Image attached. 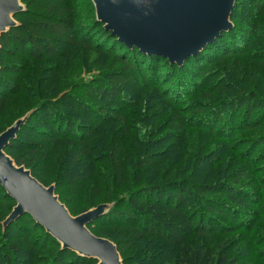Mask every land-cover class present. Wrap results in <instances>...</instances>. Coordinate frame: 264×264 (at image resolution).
<instances>
[{
    "label": "rangeland",
    "instance_id": "rangeland-1",
    "mask_svg": "<svg viewBox=\"0 0 264 264\" xmlns=\"http://www.w3.org/2000/svg\"><path fill=\"white\" fill-rule=\"evenodd\" d=\"M45 2L22 0L25 10L41 12L46 9ZM73 2L80 17L84 18L78 20L80 31L87 25L86 19L91 17L92 10L86 0ZM241 3L238 10L252 12L255 29L241 28L232 21L233 28L222 39L225 47L231 46L233 49L212 50L210 59L202 61L203 68L188 61L184 74L179 70L168 72L164 69L167 79L158 82L163 89L161 94L154 89V82L146 88H135L129 84V91H126L128 100H125V95L110 102L108 95L94 100L88 94V88L92 83L112 80V76L105 77L112 74V65L111 58L90 52L87 48L62 47L59 56H45L41 60L7 53L0 65L18 63L25 67L22 71L7 73V81L18 84V88L6 95V104L0 112V134L17 120L29 116L14 143L15 152L36 163L40 173L48 174L52 168L49 155H55L57 150L44 135L51 125L45 121L46 116L42 115L44 111L37 112L38 107L47 106V101L52 100L51 107L45 109L51 108L81 120L76 111L80 102L104 105L108 107V114L102 126L108 133L116 135L121 130L115 124L104 125L108 118L116 116L125 119L121 139L127 144L126 153L138 155L139 158L145 154L152 157L153 165L146 168L148 174L140 171L136 173V178L142 176L143 180H147L145 177L148 176L147 181L151 183L181 184L186 186L190 191L189 197L193 199L196 198L194 192L198 190L197 186L211 188L212 196L221 197V200L223 192L231 188L251 198V205L248 208L243 205L236 207L235 212L231 211L232 217L207 213L205 219L220 220L228 228L194 235L192 241L214 253H219L222 245L230 243L227 249L235 250L231 257L234 256L239 264H264V140L260 139L264 135V105L253 110L251 119L256 120L258 125L251 128L247 126V120L244 121V108L237 103V108L240 107L237 111L234 105L238 95L251 92L264 102V0H242ZM226 54L231 55L226 58ZM184 78L187 82L182 87L183 84L179 85L178 81ZM60 101V105H57ZM254 104L252 101L251 106L254 107ZM220 111L223 113L217 117ZM181 121L183 127H180ZM180 129L182 131L178 133L176 130ZM203 130L213 132L209 133V148L199 160L203 139L200 131ZM92 145L105 151L107 141L102 139ZM105 154L100 152L97 155L92 170L99 182L107 180L103 184H108L111 165L109 160L104 159ZM241 169L248 172L247 177L234 182L238 177L236 172ZM131 181H134L132 177ZM125 191L123 189L122 192ZM83 197L87 198V194ZM10 206V203L0 202V259L6 258L8 251L4 246L9 239L22 234L32 236L37 247L33 253L13 254V264H55V256H67L60 250L62 245L58 240L59 243L45 235L44 230L26 216L12 227L5 228L3 222L13 209ZM199 209L206 212L202 206ZM196 212L197 220L200 212ZM72 215L78 216L80 213ZM72 256H68L67 264H94ZM125 258L128 264H144L142 254L134 252L131 247L127 249Z\"/></svg>",
    "mask_w": 264,
    "mask_h": 264
},
{
    "label": "trees",
    "instance_id": "trees-1",
    "mask_svg": "<svg viewBox=\"0 0 264 264\" xmlns=\"http://www.w3.org/2000/svg\"><path fill=\"white\" fill-rule=\"evenodd\" d=\"M241 1H237L231 20L235 25L238 23L241 28L255 29L252 12L238 10L242 4ZM45 3L44 12L31 11L26 8L15 16L18 25L1 36L0 61L7 53L21 54L37 60H41L45 56L56 57L61 54L62 47H83L90 52L104 55L111 58L110 65H112V74L105 77L112 76L113 79L90 85L88 94L96 101L106 95H108V102L121 99L124 95L125 100H128L126 91H129L127 88L129 84L135 88L140 86L146 88L149 83L154 82L156 86L154 89L161 94L163 89L158 86V82L167 79L164 69H167L168 72L179 70L184 74L188 61L203 68L201 63L210 59L212 50L233 49L231 46H224L225 41L222 38L227 34L225 32L214 43L209 44L197 55L189 57L182 65H179L171 62L168 58L160 55H148L138 48H130L119 41L105 29L102 23L97 21L94 6L90 0H86V3L91 8L92 15L86 19L88 23L80 31L78 30V20L82 17H80V12L73 0H46ZM236 15L237 17H235ZM87 41L90 42L87 43ZM230 55L226 54V58ZM24 67L18 63L0 65V112L6 104L7 93L18 88V84L7 81V73L22 71ZM204 73H206L205 70ZM185 82L187 81L184 78L179 80L178 84L182 83L183 87ZM256 96L252 92L244 93L238 95L234 102V105L238 103L240 107L244 108L242 115L244 121L247 120L249 123L247 125L249 128L258 125L256 120L252 121L251 119L253 110L259 108L261 104L264 105V102H261ZM61 101L56 104L60 105ZM252 101L255 103L254 107L251 106ZM47 102L48 105L39 106L37 112L44 111L42 115L46 116L45 121L51 125V129L44 131V135L57 150L55 155H49L50 162H52L51 171L48 174L40 173L36 163L16 155L14 143L24 125L17 138L5 150L18 166L30 169L32 175L42 184L50 186L54 183L56 194L71 214H81L104 203L112 204L105 215L95 219L88 227L95 235L107 238L117 245L124 264H128L125 255L129 247L134 252L142 254L144 264H239L234 256L231 257L235 250L228 251L227 249L229 245L231 246L230 243L222 245L219 253H214L202 245L193 243L192 236L228 228L227 225L221 224L220 220L205 219V215L216 213L225 215V218L232 217L231 211L235 212L236 207L242 205L248 208L251 205V198L242 196L237 192L238 190L233 191L231 188L223 192L224 197L221 200V197L212 196L211 188L197 186L198 190L194 192L196 198L193 199L189 197L190 191L181 184L151 183L147 181L148 176L145 177L147 180H143L142 176L136 178L137 172L148 174L146 168L153 165L152 157L145 154L139 158L138 155L126 153L127 144L121 139L122 125L125 119H119L116 116L108 118L104 125L111 123V125L115 124L117 128H121L116 135H112L105 130V126H102V121L108 114V107L82 101L76 107L78 116L82 117L80 120L67 113H58L51 108L45 109L53 104L52 100ZM239 106L238 108L236 106L237 111L240 110ZM54 108L56 109V107ZM220 113L223 111H220L217 117L221 116ZM118 119L122 120L121 123L118 122ZM180 124V127L184 126L182 121ZM176 131L179 133L182 130ZM209 133L205 130L200 131L203 139L198 154L199 160L205 156L209 148ZM102 139L107 141L105 151L95 149V145H92V143H99ZM260 139L264 140V135ZM100 152H105L104 159L110 161L108 184H103L107 180H104L103 183L99 182L92 170V164L97 161V155ZM241 172H246V170L241 169L240 172H236L238 177L234 182H239L240 179L247 177L248 172ZM131 177L134 181H131ZM69 180H71L70 184H68ZM123 189L126 191L122 192ZM0 193L2 195L0 202L10 203V209L14 208L16 202L7 194L1 184ZM84 194H87V198L83 197ZM79 200L80 202H78ZM199 206L204 207V212H206L197 210ZM196 211L201 213L197 220L195 219L198 213ZM25 216L29 218L30 222L43 229L45 235L55 239L29 214L21 216L8 227H12ZM234 220L237 221V219ZM31 237L22 234L9 239L4 246L8 253H6V258L0 259V264H13L14 259L11 257L13 254L33 253L37 246L36 241ZM59 245L61 244L59 243ZM60 250L67 256L61 258L55 256L57 257L54 261L55 264H67L69 255H73L72 257L75 259L98 263L96 259L80 256L71 250L62 249V247Z\"/></svg>",
    "mask_w": 264,
    "mask_h": 264
},
{
    "label": "water",
    "instance_id": "water-1",
    "mask_svg": "<svg viewBox=\"0 0 264 264\" xmlns=\"http://www.w3.org/2000/svg\"><path fill=\"white\" fill-rule=\"evenodd\" d=\"M237 1L92 0L97 21L119 41L179 65L233 28L231 17ZM24 10L22 0H0V53L1 36L18 25L15 16ZM28 118L17 120L0 134V184L16 202L3 226L29 214L61 243L62 249L96 259L97 264H124L117 245L88 227L109 211L110 204L73 216L56 194L55 185L45 186L7 154L6 147Z\"/></svg>",
    "mask_w": 264,
    "mask_h": 264
}]
</instances>
